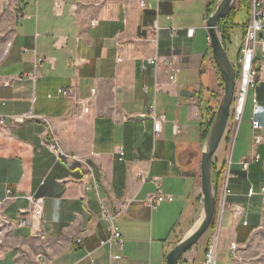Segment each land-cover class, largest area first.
Listing matches in <instances>:
<instances>
[{"label": "crops", "instance_id": "0c3cea01", "mask_svg": "<svg viewBox=\"0 0 264 264\" xmlns=\"http://www.w3.org/2000/svg\"><path fill=\"white\" fill-rule=\"evenodd\" d=\"M138 1H22L0 56V216L26 223L0 224V264H166L167 252L199 215L198 158L190 151L201 147L200 98L216 73L204 22L211 0H159L157 10ZM172 56L178 59L169 66ZM69 87L74 98L58 93ZM257 88L264 104V84ZM152 102L165 115L157 138L152 120L140 116ZM28 112L45 120L11 122V115ZM256 113L262 129L251 128L252 113L250 141L241 140L229 157L231 192L217 212L216 264H233L230 243L243 245L262 223L264 119ZM50 129L77 160L49 151ZM138 168H149L147 181L137 178ZM154 178L173 199L150 209L142 200L155 191ZM30 194L43 198L39 217L21 212ZM104 209L121 243L100 245L110 236ZM210 234L183 254L185 264H203Z\"/></svg>", "mask_w": 264, "mask_h": 264}, {"label": "built area", "instance_id": "2783aa9c", "mask_svg": "<svg viewBox=\"0 0 264 264\" xmlns=\"http://www.w3.org/2000/svg\"><path fill=\"white\" fill-rule=\"evenodd\" d=\"M158 2L159 0H139L138 5L142 9H155L158 8ZM249 14L247 16V21L243 25V33L239 39V42L237 43V56L235 63H233L234 69H235V88H234V96L233 101L231 104V109L229 113V119L227 123L226 129L231 131L232 138L230 140L231 142V151L232 147L235 142L238 128L240 125V122L242 120L248 93L250 90L255 92V89L257 86L261 83H264V0H249ZM208 16H204V22L206 27ZM157 27L152 30L154 32V36H152L151 41L156 44V33H157ZM172 29H174L172 27ZM194 33V28H188L186 35L188 37H192ZM206 42L210 45V37L206 36ZM172 59H178V57L172 56L169 59H167L166 64L171 66ZM149 63H155L157 58L151 57L147 59ZM35 75V74H33ZM58 93L62 96H70L75 97L73 95V89L71 87L69 88H59ZM75 108L79 106L78 99L75 98ZM74 108V109H75ZM258 108V99L255 93H253L251 98V109L253 115L250 118V124L251 128L254 130H261L262 124L254 117L256 111ZM89 107L85 106L83 107L84 112H88ZM69 115H76V112L72 110V112L69 113ZM141 117H149L152 120V130H153V136L154 138L159 137L161 131H162V124L165 119V115L162 112L157 111L156 103L152 102L148 106L147 113L141 114ZM11 122L14 124H22L30 119H44L41 115H35L31 112L24 113V114H17V115H11ZM4 120L0 119V123H3ZM231 126V127H230ZM181 132L178 125L174 124L173 126V133L179 134ZM261 137L255 136V142L260 143ZM48 149L49 151L55 155L57 159H66L69 160H77V157L75 155H71L63 150V148L60 146L58 139L55 137L53 132L50 129V140L48 143ZM118 152L121 154V157L124 154V151L121 147H119ZM258 155H254L253 158H257ZM242 169L247 170L249 161L243 160L241 162ZM229 166H230V160L228 161V167L226 172L223 174L218 192H217V209L219 212H222L223 208L225 207V199L230 194V188L228 185V180L231 176L229 172ZM137 178L141 182H145L148 180L150 174H149V168H138L137 169ZM153 181L155 182L156 189L152 193H149L145 199L142 200L143 204L149 207L150 209L156 208L157 204L163 201H171L173 197L171 195L165 194L160 189V184L158 182V178H154ZM264 189V188H263ZM9 192V190H8ZM29 207L27 209L21 210L22 213L28 212L34 216H41L42 214V205H43V198L37 197L32 194L26 196ZM127 207V203H124L122 206H120L117 211L116 215L122 213ZM233 213L235 216H237L240 213V208L237 206L232 207ZM103 216L104 218L108 219L109 226L108 230L110 232L109 238L106 240H102L100 242V245H104L106 243H110L111 241H119L121 243V234L119 231V228L112 222L113 215L107 211L103 210ZM26 223V220H22L20 222H15L10 219H7L5 217L0 216V224H4V226L11 228L13 226H21ZM219 217H217V220L214 223L213 230L210 234L207 247L204 251V259L203 264H216V252L219 245ZM76 243H80V239H77ZM238 247L236 243H230V250L235 255V252L237 251ZM114 258H118L119 255H114Z\"/></svg>", "mask_w": 264, "mask_h": 264}, {"label": "water", "instance_id": "95a60500", "mask_svg": "<svg viewBox=\"0 0 264 264\" xmlns=\"http://www.w3.org/2000/svg\"><path fill=\"white\" fill-rule=\"evenodd\" d=\"M235 3L236 0H216L206 22L210 50L223 82V93L208 132L201 143L199 168L202 211L189 231L167 252L166 264H179L182 255L195 245L210 227L216 211L217 193L212 173L213 155L226 131L235 88V69L218 34L217 22L234 8ZM181 94L186 97L195 95L187 90H183Z\"/></svg>", "mask_w": 264, "mask_h": 264}, {"label": "rangeland", "instance_id": "374dc122", "mask_svg": "<svg viewBox=\"0 0 264 264\" xmlns=\"http://www.w3.org/2000/svg\"><path fill=\"white\" fill-rule=\"evenodd\" d=\"M23 0H0V56L4 52V49L6 48L12 34L13 30V23L16 16V13L19 11L20 5ZM236 8H238L237 0L235 3ZM249 0L247 1V4H245L244 7H241L238 9L237 17L234 22L232 21H225L224 24L221 26H217V31L220 36V39L225 47L226 53L232 63H235L236 56H237V43L239 42V39L243 33V23L249 14ZM248 11V12H247ZM245 12H247L245 14ZM245 21V22H246ZM229 32V35L231 36V40L229 42L223 41L222 35ZM209 45V44H208ZM215 65V64H214ZM216 68V66H215ZM264 83H261L259 85H262ZM258 85V86H259ZM257 86V87H258ZM256 90V89H255ZM258 90V88H257ZM223 93V82L222 79L216 69L215 78L213 80L212 86L208 89V92L205 93L206 97L200 98L202 101V106L210 107L212 110L216 112L219 101L221 99ZM253 93L256 94L258 98V94L253 92L252 90L248 93L247 103L245 107V111L242 117V120L240 122L238 133L235 139V142L232 147L231 154L234 153L235 148L238 146L237 144L240 143L241 140L250 141V125H249V118L250 115H252V109H251V98ZM257 117L264 119V104L263 102L258 104L257 108ZM215 115V114H214ZM214 118V117H213ZM231 127V126H230ZM231 131L226 129L224 136L221 139V142L216 150V152L213 155V162L216 161V163L219 164V157L220 155L226 151V157H224V163H223V174L226 172L228 167V161L230 160V151H231V138L232 134ZM258 136V135H257ZM200 149L201 147L196 151H190L191 155L197 156L198 160V168H199V162H200ZM199 175H200V168L198 169ZM221 176V178H222ZM202 211V200H201V206L199 215L195 219L194 223L198 220L200 217ZM217 206H216V212L214 215V223L217 220ZM193 223V224H194ZM193 226V225H192ZM213 226L209 227L207 231L201 236L200 239H204L210 232H212ZM220 233V231H219ZM220 244V242H219ZM237 245V244H236ZM194 246V245H193ZM192 246V247H193ZM238 249L235 252L234 258H233V264H264V210H263V219L261 225L255 230V232L251 235L250 239L244 243L243 245H237ZM183 257V255H182ZM182 257L180 258L182 260Z\"/></svg>", "mask_w": 264, "mask_h": 264}, {"label": "trees", "instance_id": "16d2710c", "mask_svg": "<svg viewBox=\"0 0 264 264\" xmlns=\"http://www.w3.org/2000/svg\"><path fill=\"white\" fill-rule=\"evenodd\" d=\"M247 1L248 0H237L238 8L234 7L225 17L219 19L218 22H217V26H221L222 24H224L225 21L234 22L236 17H237L238 9L241 8V7H244L245 4H247ZM215 2H216V0H211L208 3V12L209 13L212 10ZM247 12H245V14ZM245 21H246V19H245ZM245 21H244L243 25L245 24ZM222 39H223V41L229 42L231 40V36L229 35V32L228 33L225 32V34L223 33ZM201 114H202V122H201L202 132H201V137L200 138H201V143H202V141L204 140V138H205V136H206V134L208 132V129H209L210 125H211V122L213 120L215 111L212 110L207 105V106H204L202 108ZM223 163L224 162H222L221 164H218V163H216V161L212 163L213 181H214V186H215V189H216V193L218 192L219 184H220V181H221V176H222V173H223ZM212 226H214V218H213V220H212V222L210 224V227H212ZM179 264H185V263L180 259L179 260Z\"/></svg>", "mask_w": 264, "mask_h": 264}]
</instances>
